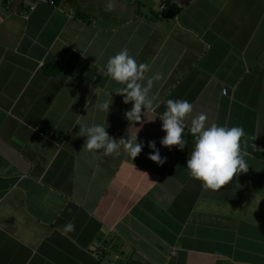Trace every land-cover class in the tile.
I'll return each mask as SVG.
<instances>
[{"label": "crops", "instance_id": "obj_1", "mask_svg": "<svg viewBox=\"0 0 264 264\" xmlns=\"http://www.w3.org/2000/svg\"><path fill=\"white\" fill-rule=\"evenodd\" d=\"M48 1L0 0V264H264V0ZM125 48L142 84L162 74L142 128L100 71ZM169 99L193 105L189 125L243 128L248 171L217 191L190 178L192 137L160 145ZM93 124L141 128L145 147L93 154L78 135Z\"/></svg>", "mask_w": 264, "mask_h": 264}, {"label": "clouds", "instance_id": "obj_2", "mask_svg": "<svg viewBox=\"0 0 264 264\" xmlns=\"http://www.w3.org/2000/svg\"><path fill=\"white\" fill-rule=\"evenodd\" d=\"M114 3L109 2L106 11L114 9ZM148 70V65L137 63L136 59L129 54L125 48L119 53L110 57L106 66L101 69V73L111 81L123 85L116 89L115 93L123 97L124 104H132L130 110L125 112V118L131 123H140L142 115L146 117V112L153 108L152 99L149 96L154 81L162 79V74L157 73L147 80L146 85L141 81ZM112 94L108 93L110 101H105L97 107L106 111L110 110L112 104ZM143 110V112H142ZM193 111V105L184 99L166 101V110L160 119L162 121L161 130L165 135L160 140V145L172 149L177 146L183 151L188 144L187 136L193 140L191 154L187 159L186 168L190 178L199 181L205 190H220L233 180L234 176L246 173L249 164L245 157L247 153L242 151L241 140L245 136L241 127L220 126L215 123L208 125L207 116L203 113L193 117L190 125L187 122L189 115ZM133 134L127 131V138L115 139L110 137L107 127L103 124H93L91 126H79L78 135L86 137L83 147L96 154L98 150L103 156L120 155L121 151L134 160L140 155L145 147L144 142H138L137 128ZM150 149L148 159L158 166H163L167 158H162L154 140L147 142ZM69 230H74V225L69 224Z\"/></svg>", "mask_w": 264, "mask_h": 264}, {"label": "built area", "instance_id": "obj_3", "mask_svg": "<svg viewBox=\"0 0 264 264\" xmlns=\"http://www.w3.org/2000/svg\"><path fill=\"white\" fill-rule=\"evenodd\" d=\"M37 3H49V4H51V5H54V2H53V1H48V0H37L36 4H37ZM34 8H35V6H31V7L29 8V11H33ZM163 8H164V7H163ZM100 249L102 250L101 246H97V245H91V246L89 247V250H90L91 252H94V253H97V254H100V253H101V252H100Z\"/></svg>", "mask_w": 264, "mask_h": 264}, {"label": "water", "instance_id": "obj_4", "mask_svg": "<svg viewBox=\"0 0 264 264\" xmlns=\"http://www.w3.org/2000/svg\"><path fill=\"white\" fill-rule=\"evenodd\" d=\"M177 9L172 7L167 11H163L161 14V18L163 19H172L177 15ZM225 92H228V89H225Z\"/></svg>", "mask_w": 264, "mask_h": 264}]
</instances>
